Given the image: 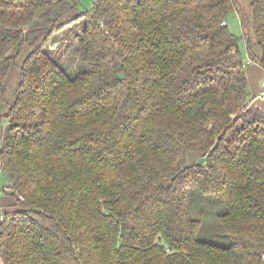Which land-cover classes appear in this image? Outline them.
Listing matches in <instances>:
<instances>
[{"label":"trees","instance_id":"16d2710c","mask_svg":"<svg viewBox=\"0 0 264 264\" xmlns=\"http://www.w3.org/2000/svg\"><path fill=\"white\" fill-rule=\"evenodd\" d=\"M249 1L0 0L1 100L22 74L0 130V264H264V109L227 23L236 9L264 69ZM81 17L89 68L72 76L51 46Z\"/></svg>","mask_w":264,"mask_h":264},{"label":"rangeland","instance_id":"374dc122","mask_svg":"<svg viewBox=\"0 0 264 264\" xmlns=\"http://www.w3.org/2000/svg\"><path fill=\"white\" fill-rule=\"evenodd\" d=\"M96 0H78V12L83 13L91 9L92 5L95 3ZM238 7H243L244 10H248L247 12L250 13L249 9V0H238ZM227 23L229 25L230 31L239 38V47L241 49L243 59L247 62L250 59V55L247 50L246 45V29L243 28L238 11L236 9H233L231 13L227 17ZM84 26H85V18L81 17L79 18L74 24L67 27L62 32L56 34L54 36V40H59L56 43H53L51 46L54 52L57 53V55L61 58V65L64 68V70L72 76H75L78 73H81L83 71H86L89 67L87 63H85L81 57V48L83 46V34H84ZM250 24H247V30L250 34V36L253 35ZM253 52L256 56H260V49L257 46H253ZM22 59V58H20ZM246 66L249 68L251 67L254 71L262 70V76L260 78H257V73H254V78L251 84H249V91H253L260 89L262 86V82H264V69L259 64V62L254 61L253 64H246ZM21 62L18 61L16 65H13V67L10 69L8 75H7V96L6 99L3 101L0 99V130L1 128L7 127L8 121L5 117H3L4 112L8 109V107L15 102L16 98V89L18 82L21 80ZM255 79V80H254ZM253 87V90H251ZM252 96L248 99V102L250 103ZM9 184L7 177L5 174L0 171V187L7 186ZM4 199H9V196L7 194H3ZM221 201H215V204L213 205V209L216 210V212L221 208ZM215 238H213L214 241H218L221 245H229L230 239L225 234H221L219 231H213Z\"/></svg>","mask_w":264,"mask_h":264},{"label":"crops","instance_id":"0c3cea01","mask_svg":"<svg viewBox=\"0 0 264 264\" xmlns=\"http://www.w3.org/2000/svg\"><path fill=\"white\" fill-rule=\"evenodd\" d=\"M246 71H247V75H248V79H249V84H251V82L253 81V78H254L253 76H254L255 72L257 73V78H260L262 76V70H257L256 69L254 71L251 67H249V68L247 67ZM261 88H262V86L260 87V89ZM260 89H258V90L254 89V92L251 91V96H252L251 103L254 104V105H258V106H260V107H262L264 109V97H261V96L258 95ZM251 90H253V87H252Z\"/></svg>","mask_w":264,"mask_h":264},{"label":"built area","instance_id":"2783aa9c","mask_svg":"<svg viewBox=\"0 0 264 264\" xmlns=\"http://www.w3.org/2000/svg\"><path fill=\"white\" fill-rule=\"evenodd\" d=\"M225 23L226 22H224V24ZM253 63H254V61L251 58L246 62V64H248V65L253 64ZM258 95L261 97H264V82H263L262 88L260 89ZM262 257L264 258V251H263Z\"/></svg>","mask_w":264,"mask_h":264}]
</instances>
